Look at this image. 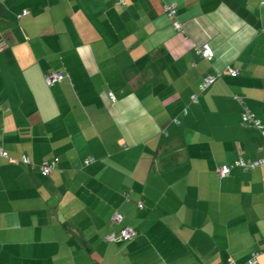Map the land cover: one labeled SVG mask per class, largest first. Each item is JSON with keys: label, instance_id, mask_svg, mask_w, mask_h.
<instances>
[{"label": "crops", "instance_id": "crops-1", "mask_svg": "<svg viewBox=\"0 0 264 264\" xmlns=\"http://www.w3.org/2000/svg\"><path fill=\"white\" fill-rule=\"evenodd\" d=\"M263 31L264 0H0V264H264V164L215 172L264 157Z\"/></svg>", "mask_w": 264, "mask_h": 264}, {"label": "trees", "instance_id": "trees-1", "mask_svg": "<svg viewBox=\"0 0 264 264\" xmlns=\"http://www.w3.org/2000/svg\"><path fill=\"white\" fill-rule=\"evenodd\" d=\"M27 14V10H23L20 14H19V16H25ZM175 15V14H174ZM174 21H177L176 19L174 20ZM173 21V22H174ZM172 25H173V23H172ZM176 30H181V28H179V29H176ZM199 54L202 56V54H201V52H199ZM203 57V56H202ZM204 58V57H203ZM205 60H208V59H206V58H204ZM212 59V58H211ZM210 59V60H211ZM210 60H208V61H210ZM231 70H233V69H230L229 70V73H230V75H232V76H236L237 74H238V71H237V73L236 74H233L232 72H231ZM236 70V69H235ZM55 72H61L62 73V77L59 79V80H57V81H54L53 83H47L46 82V78H47V76L49 75V74H51V73H55ZM208 75V74H207ZM207 75H204L203 76V78H202V80H201V82L198 84V91L199 92H203L212 82H213V80H214V76H212V75H210L211 77H212V81L209 83V84H207L206 86H204V87H200V85H201V83L203 82V80H204V77L205 76H207ZM66 77V73L64 72V71H62V70H49V71H47L45 74H44V82H45V84L47 85V86H53V85H55V84H57V83H60V82H62L63 80H64V78ZM194 95H196V94H194ZM192 96V95H191ZM239 102L241 101V98H236ZM250 114L252 117H250L251 119V121L250 120H248L247 122H244L243 121V117H244V115L245 114ZM239 122H240V124L241 125H243V126H255V127H257L259 130H260V132H261V135L263 136V138H264V134H263V129H264V125H262L261 124V122H260V120L259 119H257L256 117H255V115L250 111V109L246 106V105H242V109H241V112H240V118H239ZM257 122V123H256ZM259 148H261V147H259ZM2 151H4V150H2ZM6 152V151H5ZM7 153V152H6ZM1 155V154H0ZM2 156V155H1ZM8 156V153H7V155L6 156H4V157H7ZM29 160H30V158L29 157H27ZM54 159H57V161L55 162V164L53 165V167H52V169H51V172L57 167V164H58V157L57 156H55V157H53V158H51V159H48V160H45V161H53ZM94 159V158H93ZM92 158H90V157H88V158H85L84 160H83V162L85 163V164H88L89 162H91L92 160H93ZM239 159H242V158H238V159H236V160H234V161H232V162H230V163H227V164H223V165H226V166H228V168H229V171H228V173L225 175V176H220L219 174H218V168L220 167V166H222V165H220L218 168H217V170L215 171L216 172V175H217V177L218 178H225V177H227L229 174H230V172H231V170L232 169H234V168H238V169H240V170H248V169H252V167H246V166H242L240 163L239 164H236V161L237 160H239ZM243 160L245 161V162H248V161H250V162H254V161H257V160H261V163H259V164H257V165H255V166H258V165H261V164H264V157H257V158H255V159H253V160H251V159H248V160H246V159H244L243 158ZM44 161H40V162H38V163H35V162H33L32 160H30V161H28V162H25V161H23L22 159H21V156H20V158H19V160H16V164H20V165H26V166H29L31 169H37L38 170V172L42 175V176H46V175H49L50 173H48V174H42L41 173V170H40V166H41V164L43 163ZM125 198L128 200L129 199V196L128 195H126L125 196ZM137 203V205L139 206L140 204H139V202L137 201L136 202ZM120 214L121 216H122V219L120 220V221H114L113 219H112V217H113V215L114 214ZM110 222L112 223V224H116V225H119V227H118V229L117 230H113V231H109V232H107L106 234H104V239L107 241V242H113V243H121V242H126V241H130V240H132V239H134L135 237H136V235H137V231H135L131 226H129L128 224H125L124 223V215L121 213V212H119V211H114L112 214H111V216H110ZM124 227H129V228H131L133 231H134V235L131 237V238H129V239H127V240H109L108 239V237H109V235H115L116 237H117V235L120 233V231H121V229H123ZM253 255L255 256V260L257 261V264H258V260H257V253L256 252H254V253H252V255H251V258L248 260V263L249 264H251V259H252V257H253ZM234 263V262H233ZM235 264V263H234Z\"/></svg>", "mask_w": 264, "mask_h": 264}, {"label": "built area", "instance_id": "built-area-1", "mask_svg": "<svg viewBox=\"0 0 264 264\" xmlns=\"http://www.w3.org/2000/svg\"><path fill=\"white\" fill-rule=\"evenodd\" d=\"M117 4L121 5L123 4V2H119L117 1L116 2ZM166 12H168L169 15H172L174 13V9L172 8V6H166ZM173 27L175 29H179L181 28V25L179 24L178 21H174L173 22ZM264 32V31H263ZM199 52H201L202 56L208 60H210L212 57H213V52L211 50V48L208 46V44H202L201 48H199ZM231 72L233 74H236L237 73V70L233 69L231 70ZM62 77V73L61 72H55V73H51L47 76L46 78V82L47 83H53L54 81H57L59 80L60 78ZM212 77L210 75H207L204 77V80L203 82L201 83L200 87H204L206 86L207 84H209L211 81H212ZM192 100H195L196 99V95H192L191 96ZM252 117L250 114H245L244 117H243V121L244 122H247L248 120H250ZM252 120V119H251ZM250 120V121H251ZM257 123V122H256ZM263 134H264V129H263ZM0 154L2 156H6L7 153L5 151H2L0 149ZM21 159L25 162H28L30 161L26 155L22 154L21 155ZM57 161V159H54L53 161H44L41 166H40V170H41V173L42 174H48L51 172V169L53 167V165L55 164V162ZM241 164L242 166H246V167H254L255 165L261 163V160H257V161H254V162H245L243 159H239L236 161V164ZM229 171V168L228 166L226 165H222L218 168V174L220 176H225ZM112 219L114 221H120L122 219V216L120 214H114ZM134 235V231L129 228V227H124L123 229H121L120 233L117 235V237L115 235H109L108 239L109 240H127L129 238H131L132 236ZM228 264H234L233 262H230ZM251 264H257V261L255 260V256L253 255L252 259H251Z\"/></svg>", "mask_w": 264, "mask_h": 264}]
</instances>
